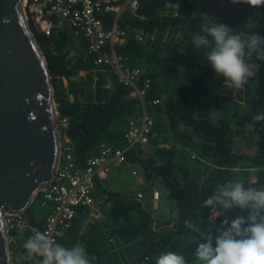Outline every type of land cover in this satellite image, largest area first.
Listing matches in <instances>:
<instances>
[{
  "label": "trees",
  "instance_id": "1",
  "mask_svg": "<svg viewBox=\"0 0 264 264\" xmlns=\"http://www.w3.org/2000/svg\"><path fill=\"white\" fill-rule=\"evenodd\" d=\"M214 17L236 31L264 35V0H139L135 16L125 12L116 20L124 41L112 47L114 54L124 67L140 71L137 87L148 84L145 100L158 101L145 108L152 122L148 144L126 151L124 160L160 180L177 215L173 221L155 220L139 201L96 182L94 198L103 196L101 219L82 230L87 214L79 210L59 242L84 246L90 264H156L168 251L198 264V243L226 215L203 201L228 181L243 178L246 186H264V121L254 119L264 111V62L257 61L259 74L243 91L229 88L212 72L205 51L192 44V36ZM100 19L105 31L115 20L108 13ZM45 21L52 25L48 32ZM28 22L46 60L77 165L96 156L103 144L124 150L128 121L142 112L140 101L130 96L132 89L96 65L82 39L62 37L56 16ZM237 139L252 155L240 152ZM38 213L44 215L32 205L27 214L33 220ZM27 238L11 246L13 264L35 263V257L25 258Z\"/></svg>",
  "mask_w": 264,
  "mask_h": 264
},
{
  "label": "built area",
  "instance_id": "2",
  "mask_svg": "<svg viewBox=\"0 0 264 264\" xmlns=\"http://www.w3.org/2000/svg\"><path fill=\"white\" fill-rule=\"evenodd\" d=\"M21 6L28 20L42 21L56 16L58 19L56 29L62 31L60 35L73 41L82 39L86 53L95 56V64L107 67L119 83L132 89L130 96L140 101L142 112L128 121L124 135L126 143L124 150H116L103 144L99 148V153L89 157L81 167L74 160L73 145L65 134L67 122L57 113L59 135L57 170L49 187L43 193L37 194L34 200L38 210L44 215L38 213L33 220L28 212L23 215L6 216L4 224L11 246L18 245L24 241L26 234L29 237L35 230L47 233L59 243L65 232L71 228L79 210L90 215V211L97 208L93 197L95 180L105 177L111 165L124 166L126 151L148 144L152 122L147 117L145 108L149 105H158L157 100L150 102L145 100L147 83L141 89L137 87L140 71L124 67L121 58L112 50L114 45L122 44L124 41L123 33L116 27V20L125 12L135 16L139 0H22ZM107 13L112 14L115 20L110 30L105 31L100 17ZM51 26L50 22H43L45 32H48ZM158 198V193L153 192L152 199ZM38 259L34 258V264H37Z\"/></svg>",
  "mask_w": 264,
  "mask_h": 264
},
{
  "label": "water",
  "instance_id": "3",
  "mask_svg": "<svg viewBox=\"0 0 264 264\" xmlns=\"http://www.w3.org/2000/svg\"><path fill=\"white\" fill-rule=\"evenodd\" d=\"M22 0H0V264H13L4 220L29 211L58 166L57 109Z\"/></svg>",
  "mask_w": 264,
  "mask_h": 264
},
{
  "label": "clouds",
  "instance_id": "4",
  "mask_svg": "<svg viewBox=\"0 0 264 264\" xmlns=\"http://www.w3.org/2000/svg\"><path fill=\"white\" fill-rule=\"evenodd\" d=\"M230 2L236 4L238 0ZM192 44L205 51L212 72L236 91H243L257 78L261 67L257 61L264 62V35L236 31L216 17L201 25L200 32L192 36ZM254 119L264 121V111L257 112ZM203 205L219 208L226 215L198 243L194 253L198 264H264V186H246L243 178L228 181L219 184ZM231 213L235 214L227 215ZM23 247L25 258L38 257L37 264H90L84 246H66L39 230L25 240ZM156 264L187 262L183 255L168 251L157 257Z\"/></svg>",
  "mask_w": 264,
  "mask_h": 264
},
{
  "label": "rangeland",
  "instance_id": "5",
  "mask_svg": "<svg viewBox=\"0 0 264 264\" xmlns=\"http://www.w3.org/2000/svg\"><path fill=\"white\" fill-rule=\"evenodd\" d=\"M247 135L249 136L248 132ZM237 140L236 146L241 148L240 152L252 155L250 150L242 148V140ZM144 153L147 154L145 151ZM144 174L146 173L142 169L139 170V167L136 168V165L131 163H126L122 169H117L113 166H110L106 172L105 178L102 180V186L108 191L118 193L124 197H130L139 201L143 207L149 204V199L151 198L152 194L151 186L156 187L161 193V199L164 202L163 207H165V209H170L169 206L173 208V212L170 209V215L168 216V220L173 221L177 215V208L174 201L170 200L169 193L163 188L158 178L148 176L146 179ZM138 179L144 183L143 187L137 184ZM102 199L103 197H100L99 199L95 200V208H97L90 211L91 216L88 217L89 222L86 221V225L93 223L90 218L97 221V219L100 217L99 201ZM33 208L38 210L36 203H33ZM202 231L204 230L202 229Z\"/></svg>",
  "mask_w": 264,
  "mask_h": 264
},
{
  "label": "crops",
  "instance_id": "6",
  "mask_svg": "<svg viewBox=\"0 0 264 264\" xmlns=\"http://www.w3.org/2000/svg\"><path fill=\"white\" fill-rule=\"evenodd\" d=\"M126 164V163H125ZM136 165V168L137 167H139L137 164H135ZM111 166H113V165H111ZM125 166V165H124ZM124 166H121V167H115V166H113V167H115V168H117V169H122ZM141 168L139 167V170H140ZM145 175V178L147 179V177H148V175L147 174H144ZM138 177V176H137ZM105 177H103V178H98V179H96L95 180V183L96 182H99L100 183V185L102 186V180L104 179ZM149 183V182H148ZM137 184L138 185H141L142 187L144 186V183H142L139 179H138V181H137ZM103 187V186H102ZM106 190V189H105ZM151 191H152V193L153 192H157L158 193V196H159V198L157 199V200H153L152 199V194H151V198L149 199V204L147 205V206H145L144 208L150 213V215H151V217L153 218V219H155V220H158V221H170V220H168V216L170 215V209H171V211L173 212V208L172 207H170L169 206V208L170 209H165V207H163V204H164V202L162 201V199H161V193L158 191V189L156 188V187H153V186H151ZM101 197H103V196H101ZM126 198H130V197H126ZM97 200V199H96ZM99 203H100V206H99V214H100V219H101V216H102V214H101V211H102V208H101V200L99 201ZM104 207H106V205L104 206ZM96 212V211H95ZM87 214V216L89 217L90 215L88 214V212L86 213ZM99 219V220H100ZM90 220L91 221H93V222H98L99 220H97V221H95V220H93V219H91L90 218ZM86 221H88L89 222V219H86ZM86 221L84 222V224H83V228H82V230H84V228H85V226H86ZM85 225V226H84Z\"/></svg>",
  "mask_w": 264,
  "mask_h": 264
},
{
  "label": "flooded vegetation",
  "instance_id": "7",
  "mask_svg": "<svg viewBox=\"0 0 264 264\" xmlns=\"http://www.w3.org/2000/svg\"><path fill=\"white\" fill-rule=\"evenodd\" d=\"M94 192H95V188H94ZM93 197H94V193H93ZM96 199L94 198V201H95ZM100 215V214H99ZM100 218V217H99ZM87 219H88V216H87ZM97 220H99V219H97Z\"/></svg>",
  "mask_w": 264,
  "mask_h": 264
}]
</instances>
